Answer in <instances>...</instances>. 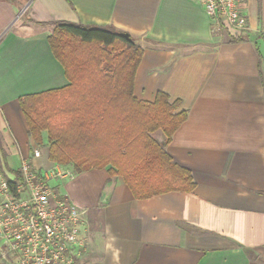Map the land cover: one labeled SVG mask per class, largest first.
I'll return each instance as SVG.
<instances>
[{"label":"crops","instance_id":"obj_1","mask_svg":"<svg viewBox=\"0 0 264 264\" xmlns=\"http://www.w3.org/2000/svg\"><path fill=\"white\" fill-rule=\"evenodd\" d=\"M243 14L249 30L237 34L195 0H0L3 169L40 147L19 99L68 85L48 43L60 23L127 33L143 49L134 96L163 92L187 113L166 150L193 191L136 199L109 167L60 186L85 211L79 264H264V0Z\"/></svg>","mask_w":264,"mask_h":264},{"label":"trees","instance_id":"obj_2","mask_svg":"<svg viewBox=\"0 0 264 264\" xmlns=\"http://www.w3.org/2000/svg\"><path fill=\"white\" fill-rule=\"evenodd\" d=\"M124 34L110 26H56L48 43L68 85L19 99L29 136L44 146L45 133L50 161L70 165L77 174L109 167L136 199L191 192V172L166 150L187 113H176L181 102L170 103L163 92L154 102L134 96L143 49ZM159 131L162 143L154 137ZM0 156L6 157L1 149Z\"/></svg>","mask_w":264,"mask_h":264},{"label":"built area","instance_id":"obj_3","mask_svg":"<svg viewBox=\"0 0 264 264\" xmlns=\"http://www.w3.org/2000/svg\"><path fill=\"white\" fill-rule=\"evenodd\" d=\"M217 25L234 33L249 30L247 0H195ZM43 150L32 149L17 171L0 169V261L5 264H79L87 246L85 211L74 206L60 184L74 177L72 167L50 162L34 166Z\"/></svg>","mask_w":264,"mask_h":264},{"label":"rangeland","instance_id":"obj_4","mask_svg":"<svg viewBox=\"0 0 264 264\" xmlns=\"http://www.w3.org/2000/svg\"><path fill=\"white\" fill-rule=\"evenodd\" d=\"M160 132V131H159ZM158 132L156 134H154V137L157 138L158 137ZM43 150V158L40 160V161H35V160H32L31 163L34 165V166H37V165H42V166H49L50 165V159H49V154H48V146L47 145H42L40 146ZM31 156H32V153H31ZM68 167H71L70 165H66ZM68 181H64V182H60V183H57L56 185H59L62 186L64 185L65 183H67Z\"/></svg>","mask_w":264,"mask_h":264},{"label":"water","instance_id":"obj_5","mask_svg":"<svg viewBox=\"0 0 264 264\" xmlns=\"http://www.w3.org/2000/svg\"><path fill=\"white\" fill-rule=\"evenodd\" d=\"M124 37H125V38H128V37H129V35H128L127 33H125V34H124Z\"/></svg>","mask_w":264,"mask_h":264}]
</instances>
